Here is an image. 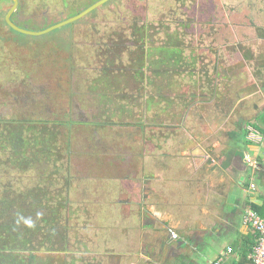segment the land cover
<instances>
[{
    "label": "rangeland",
    "instance_id": "374dc122",
    "mask_svg": "<svg viewBox=\"0 0 264 264\" xmlns=\"http://www.w3.org/2000/svg\"><path fill=\"white\" fill-rule=\"evenodd\" d=\"M93 1L19 0L16 20L40 29ZM11 5L0 0V264H170L146 255L148 239L160 247L145 224L169 236L161 222L174 216L203 229L224 207L201 186L178 217H160L162 203L153 217L140 183L187 174L199 184L215 164L194 171L182 157L197 153L185 144L215 133L232 141L234 116H255L247 118L246 106L260 93L237 99L264 85V0H110L42 35L12 31L4 23ZM168 39L181 44L178 64L158 62L156 46ZM216 86L223 89L214 93ZM259 119L264 134V114ZM215 189L229 201L245 193L238 181Z\"/></svg>",
    "mask_w": 264,
    "mask_h": 264
},
{
    "label": "crops",
    "instance_id": "0c3cea01",
    "mask_svg": "<svg viewBox=\"0 0 264 264\" xmlns=\"http://www.w3.org/2000/svg\"><path fill=\"white\" fill-rule=\"evenodd\" d=\"M257 98L259 99V102L254 106V104L247 103L248 106H246L247 110H250L251 113L247 116V118H251L253 115H255L252 120H244L239 117H235V123L234 127H228L226 130L233 131L235 129V132L231 134L233 136L235 134V137H233V140L230 141L228 136L224 137L222 140H220V137L218 136V133H215L211 136H205L202 137V139H199L198 143V151L196 156L194 154H191L192 159H188L189 157H182L184 160H189L191 163V166H193L194 171L201 169L202 166L207 165H213L214 162L215 166L211 168H207V170L203 173V178L201 179V182L199 184H194L190 181H188L187 174L183 175V179H179L178 181L175 180L174 176H166L163 174L162 176L157 175L156 177L152 178V181L154 180V184H152V181L150 183V186L154 188L153 190V198H154V204H161V211H164L167 209V212L164 211V214H167V218H169L168 214H175L176 217L179 216L181 212L184 211H178V207L181 206H189V203L185 204L186 201H189L190 197H197L199 194V190H202L203 188H200L201 186H206V188H210V192L206 194V197L209 194H212L211 197L213 198L214 195L219 197V202L223 205L224 211L222 214L216 218H212L210 216L206 217V219H203V226L205 227L204 231L206 232L202 241V250L203 253L208 255L206 256V261L215 260L218 258H223V264H234L238 262L239 258V252L235 250V252L229 255L225 254V246H232L235 243L242 242L245 240L246 237H250L249 235L252 234L253 229L249 226V235L246 233H240L241 229L244 227L241 219V212H234L232 213V209L234 206H239L241 209L244 207V205L248 202H255V203H261V197H258V193L256 194L254 189H250L249 185L248 188L245 189L242 187L243 191L245 192L243 196H240L238 199V202L236 201H229L227 198L223 196V189L222 192L218 189H215L216 184L225 185L227 184V188H229V185L232 181H238L239 185L241 186L242 183L245 180V177H249V184L251 182L254 183V176L255 174L258 175V171L264 172V134L261 128L263 127V123L260 120V116L264 113L262 112V108H264V90H257L253 93H248L245 96H242L240 99H251L254 94H258ZM239 101V99H237ZM237 104V103H236ZM250 105V106H249ZM260 109V111H259ZM245 111V110H244ZM253 114V115H252ZM262 117V116H261ZM214 122L218 120V118H213ZM262 120V118H261ZM255 121V123L253 122ZM261 122V123H260ZM217 124V123H216ZM224 123L219 124L220 129H222V125ZM262 125L258 127V125ZM245 129L246 131L241 132L240 130ZM252 129V130H251ZM211 141L210 144H208ZM228 140L232 143L231 147L233 149V152L238 151L236 155H234L233 159V177L236 179H233L232 177L228 176L225 177L226 171L229 169L221 168V170L218 171L219 168L216 167L215 159L218 157L221 161L224 160V155L218 156V154H211L213 151H220V154H222L223 150H226L228 147ZM223 141V142H222ZM237 142V143H236ZM203 143V144H201ZM186 146L192 147L190 143H187ZM218 148V149H217ZM159 150V149H158ZM240 152V153H239ZM191 153V152H190ZM156 157V164L157 168L160 164L163 163L162 160H159L158 154ZM164 157V155H163ZM169 158V157H167ZM211 161V162H210ZM167 167H170L168 165ZM174 168L170 167V169H176V171H183L181 170V166H173ZM167 168L168 174L173 173L172 170ZM222 174V175H219ZM182 177V176H181ZM180 177V178H181ZM203 181L206 183H203ZM229 184V185H228ZM259 184V183H258ZM210 185V187H209ZM131 187V186H130ZM127 188V187H126ZM263 191V188L260 189ZM222 193V194H221ZM261 196V195H260ZM129 201V200H126ZM183 202V203H181ZM127 204V202H126ZM174 205L172 209L168 208V206ZM208 205V200H204V204H201L200 208L206 210ZM172 218L175 219L174 216ZM179 219V218H177ZM181 222V219H179ZM208 224H204V222ZM182 225V224H181ZM203 231V232H204ZM176 233V231H174ZM217 244H220L218 246Z\"/></svg>",
    "mask_w": 264,
    "mask_h": 264
},
{
    "label": "flooded vegetation",
    "instance_id": "af4514ba",
    "mask_svg": "<svg viewBox=\"0 0 264 264\" xmlns=\"http://www.w3.org/2000/svg\"><path fill=\"white\" fill-rule=\"evenodd\" d=\"M108 1H110V0H108ZM13 2H14V0H12V4H13ZM92 3H94V1ZM92 3H90L89 5H91ZM18 5H19V0H18ZM18 5H17V7H18ZM83 9H81V10H83ZM81 10H79L78 12H80ZM78 12H76L74 14H77ZM74 14L73 13H70V15L68 17H70V16H72ZM16 17H17V11L15 9V11L11 14V18L13 19V21L16 24L20 25L21 27H24V28L25 27H28L27 25L17 23ZM61 20H63V19H61ZM4 21H5V17H4ZM4 23L7 25L6 22H4ZM68 24H70V23H68ZM68 24H66V25H68ZM260 29H264V28H260ZM18 33H20V32H18ZM21 34H23V33H21ZM261 37H263V36H261ZM221 89H223V87L218 88L216 86L215 87V90L213 92L215 93V91L221 90ZM257 90L263 91L264 90V85L263 86H259L258 85L256 87V89H254L252 91H249V92H246V94L253 93V92L257 91ZM241 91H243V90H241ZM236 92H240V91H236ZM242 94L243 95H241L240 97H238V99H240L242 96H245L246 95L245 93H242ZM241 101H243V100L240 99V102ZM252 104H254V103L252 102ZM240 131L241 132H244L246 130L243 128ZM226 132H228V135L229 136L232 134V131H228L227 130ZM228 142H229L228 143V147L226 148V150H223L222 151V154H221V155H224V160H223V162L221 164L224 165V166H222L223 168L224 167L225 168L226 167H231V168L234 169V167L232 165L233 164V159H234V155H236L238 153V151L233 152V149L231 147L232 143L229 140H228ZM153 146H155V148H157V149H160L159 144H156V145H153ZM185 146H186V144H185ZM183 148H185L184 145H183ZM191 148L197 153V151H198V148L197 147H190L188 149L191 150ZM155 167H157L156 162H155ZM258 172L260 173V172H263V171H258ZM259 173H258L257 176H259ZM258 181H262V179L260 178V179H258ZM150 183L151 182H150L148 176H144L143 179H142V182L140 183V187H142V185L143 186L145 185L147 192L146 193L143 192V193L139 194L140 201L142 200V198L144 196H146L145 198H149V199L154 200V198H153V195H154L153 194V190H154V188L151 187V186H149V187L147 186V184H150ZM241 186L244 187L245 186V183L243 182ZM132 188H135V186L128 187V189H132ZM135 189H136V191H134V192L137 193V190H138L137 186H136ZM139 190H140V188H139ZM234 201L238 202V199H235ZM154 205H155L154 203L151 205L152 211H153L152 213L153 214L155 213V211L153 210ZM244 210H245V208H242L241 209L239 206H234L233 209H232V213L237 212V211L238 212H241V219H242V215L244 213ZM147 214H150V213L147 212ZM154 216H155V214L153 215V217ZM160 217L166 218V215L165 214H161ZM160 217H158V218H160ZM161 223H162L161 228H164V230L165 229L168 230L169 236L168 235H165V234L161 235L160 234V231H158V229L155 230L154 229V227H155L154 221L153 222L149 221L147 224H145L146 227H150V229L152 230L148 237L151 236L155 240H157V242H158L157 245L160 247L159 251L156 252L157 247H156V249H155V246L152 248V239H148V240L151 241V243L150 244H147V246H145V248L144 247L143 248L146 249L145 250L146 255L149 256L151 258V260H152L153 257H155V255L157 256V253H159L160 257L163 258L164 262L166 263V262H168L170 260V264H173L174 263V260H175L176 264H185L188 261L187 259L189 257L194 258V262H193L194 264H207L209 262V261L208 262H205L206 261V259H205L206 257H205V254L203 253V250H202V241H203V238L205 236L204 234L206 233L204 231L205 230L204 228L203 229H199L198 226L192 227V228H187V225L185 224L183 226V224L177 218L170 219V222L168 220H163ZM173 226L184 228L185 231L184 230L183 231L182 230L181 231L179 230L178 232L175 233V236H172V233H170V232L173 231V229H172ZM187 248H189V252H188V249ZM202 256L204 257L203 259H201ZM172 259H173V261L171 262ZM187 264H188V262H187Z\"/></svg>",
    "mask_w": 264,
    "mask_h": 264
},
{
    "label": "trees",
    "instance_id": "16d2710c",
    "mask_svg": "<svg viewBox=\"0 0 264 264\" xmlns=\"http://www.w3.org/2000/svg\"><path fill=\"white\" fill-rule=\"evenodd\" d=\"M62 1H64V0H62ZM19 6H20V2H19L18 7ZM32 29H34V28H32ZM12 31H14V30L12 29ZM14 32L17 33V31H14ZM19 34H21V33H19ZM169 40L170 39H168V42H162L156 46L157 53L159 54V57H160L158 59L159 64H161L162 62L165 63L166 61H168L169 64H171L170 62L176 63L178 61V59H180L179 57H180L181 49L179 46H181V44L180 43L178 44L177 41H169ZM178 63H179V61L177 62V64ZM177 64H175V65H177ZM177 67H179V66H177ZM262 121H263V119H262ZM259 175H260V178L262 179V181H259V184H258V186L260 188L261 187L263 188L262 195H261L262 201H261V203H255V202L248 201L247 204H248V207L255 210L259 215L264 216V173L260 172ZM249 236L250 237H246L245 240H243L242 242H238V243H235L233 245L234 252H235V250L239 252L238 262L234 263V264H251V261L248 259V255L252 252L254 246L257 244L258 234L253 230L252 234H250ZM226 248H227V246L225 247V249Z\"/></svg>",
    "mask_w": 264,
    "mask_h": 264
},
{
    "label": "built area",
    "instance_id": "2783aa9c",
    "mask_svg": "<svg viewBox=\"0 0 264 264\" xmlns=\"http://www.w3.org/2000/svg\"><path fill=\"white\" fill-rule=\"evenodd\" d=\"M250 189H255V184H249ZM242 223L250 226L257 234V244L254 246L252 252L248 255L251 264H264V216L259 215L255 210L250 207L245 208L242 215ZM172 236L175 232L171 231ZM234 252L232 246H227L225 254L229 255ZM207 264H223V258H218L209 261Z\"/></svg>",
    "mask_w": 264,
    "mask_h": 264
},
{
    "label": "water",
    "instance_id": "95a60500",
    "mask_svg": "<svg viewBox=\"0 0 264 264\" xmlns=\"http://www.w3.org/2000/svg\"><path fill=\"white\" fill-rule=\"evenodd\" d=\"M108 0H97L94 3H92L91 5L85 7L83 10H81L80 12H78L77 14H74L70 17H67L63 20L57 21L53 24H50L44 28H40V29H32V28H24L21 27L20 25L16 24L13 19L11 18V14L15 11L17 5H18V0H14L12 6L8 9V11L5 14V22L7 23V25L13 29L14 31L23 33L25 35H42L45 33H48L54 29H57L63 25H66L68 23H71L73 21L78 20L79 18L83 17L84 15L88 14L90 11L94 10L95 8L99 7L100 5L104 4L105 2H107Z\"/></svg>",
    "mask_w": 264,
    "mask_h": 264
}]
</instances>
